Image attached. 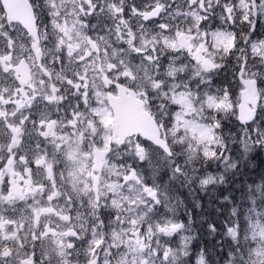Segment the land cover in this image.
<instances>
[{
    "label": "snow or ice",
    "instance_id": "snow-or-ice-1",
    "mask_svg": "<svg viewBox=\"0 0 264 264\" xmlns=\"http://www.w3.org/2000/svg\"><path fill=\"white\" fill-rule=\"evenodd\" d=\"M259 20L264 0H0V264H213L172 184L211 205L264 149ZM239 191L215 264H264V176Z\"/></svg>",
    "mask_w": 264,
    "mask_h": 264
},
{
    "label": "trees",
    "instance_id": "trees-1",
    "mask_svg": "<svg viewBox=\"0 0 264 264\" xmlns=\"http://www.w3.org/2000/svg\"><path fill=\"white\" fill-rule=\"evenodd\" d=\"M230 77H231V75L229 76L228 80L231 79ZM229 128L233 132H239V129H238L237 124L235 122L225 123V131H228ZM246 163H247V168L242 169V171L244 172V175L241 176L239 179H237L235 181V183H233L234 187L230 186L231 194L233 192L234 198H235V192H236V185L235 184L240 182L241 179L243 180L244 183L247 181H252V182L255 181L256 183H259L260 177L264 176V149L257 148L255 150V152L251 156L248 157V161ZM253 171L256 173L258 179L253 178V175H252ZM254 179H257V180H254ZM173 185H174V183L172 184V187H173ZM221 190H222L221 186L219 187V189L216 188L215 194L213 196H221V194H220ZM211 205L216 206L217 202L212 200ZM232 207L233 206L229 205V208H232ZM186 208L189 209L188 207H186ZM186 215L188 216L187 212H186ZM212 219H213V217H212Z\"/></svg>",
    "mask_w": 264,
    "mask_h": 264
},
{
    "label": "bare ground",
    "instance_id": "bare-ground-1",
    "mask_svg": "<svg viewBox=\"0 0 264 264\" xmlns=\"http://www.w3.org/2000/svg\"><path fill=\"white\" fill-rule=\"evenodd\" d=\"M252 175H253V178H257V175L254 171L252 172ZM257 179H254V180H257ZM245 183H253V182L247 181ZM239 197H240V191L238 188L237 191L235 192V198L234 199L237 200V199H239ZM217 209L220 210L219 213L217 212ZM230 211H231V208H229V207H218V208H214V209L209 208L205 211V213L203 215H201L198 218L193 219L192 227L194 229H197V230L203 229L205 226H207L206 215L209 212H212L214 214V217H215L213 223H215L216 227H217V233L216 234H223L225 231L224 222L228 219ZM214 245H215V242L213 240H211L209 238H206L204 240V248H206L210 251V253H211L210 256H212V257L215 255Z\"/></svg>",
    "mask_w": 264,
    "mask_h": 264
},
{
    "label": "rangeland",
    "instance_id": "rangeland-1",
    "mask_svg": "<svg viewBox=\"0 0 264 264\" xmlns=\"http://www.w3.org/2000/svg\"><path fill=\"white\" fill-rule=\"evenodd\" d=\"M244 34H247V26H245ZM254 37L255 38L253 40L258 39V38H264V20H259V23L256 24ZM166 177H168V174H167V176L165 174H163V177L161 178V181H159V182H161V183L165 182Z\"/></svg>",
    "mask_w": 264,
    "mask_h": 264
},
{
    "label": "flooded vegetation",
    "instance_id": "flooded-vegetation-1",
    "mask_svg": "<svg viewBox=\"0 0 264 264\" xmlns=\"http://www.w3.org/2000/svg\"><path fill=\"white\" fill-rule=\"evenodd\" d=\"M225 74V72H223L222 73V75H224ZM175 240H179V238H178V236H176L175 238H174ZM196 243H192L191 245H190V248L192 249V251L194 250L195 251V249H196Z\"/></svg>",
    "mask_w": 264,
    "mask_h": 264
}]
</instances>
